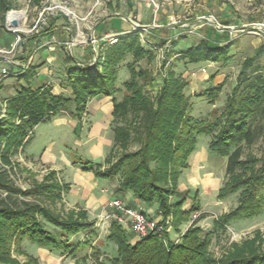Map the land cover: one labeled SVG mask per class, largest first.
Wrapping results in <instances>:
<instances>
[{"label":"trees","instance_id":"16d2710c","mask_svg":"<svg viewBox=\"0 0 264 264\" xmlns=\"http://www.w3.org/2000/svg\"><path fill=\"white\" fill-rule=\"evenodd\" d=\"M11 9L7 0H0L2 12ZM140 34L135 30L98 48L96 63L91 66L68 55L66 86L72 88V97L54 96L49 87L33 91L29 85L21 86L17 96L7 101L8 118L0 120V158L9 163L29 143L33 129L47 117L67 112L78 119L91 98L112 97L111 153L102 163L77 159L75 163L82 169L93 171L100 178L117 179V193L131 192L138 200L156 205L163 219L172 214L175 230L181 232V226L197 209H184L186 198H179V180L197 151L198 137L206 135L211 137L209 152L228 159V181L219 190L218 198L223 200L239 193L237 207L216 221V227L223 229L233 221L260 216L264 212V156L244 157L243 148L256 143L259 129L255 122L264 119V47L245 59L238 84L223 111L199 121L189 113L185 93L188 84L182 77L168 73L156 95L146 91L155 78L136 64L143 59L152 61L155 54L142 45ZM233 46V42L224 46L203 40L192 42L183 57L192 63H227ZM128 55L133 61L127 64L129 77L124 82L123 98L118 101L115 96L122 91L117 87L119 69ZM33 71L24 69L22 77ZM221 91L222 85L202 95L214 101ZM55 175L51 173L43 185L23 192L13 186L7 170H0V190L6 193L0 199V264H20L12 258V250L24 241L65 254L76 252L71 237L94 227L87 211L80 209L79 213L62 216L43 204L61 200L63 193L69 191V186H62ZM16 193L33 200H13ZM110 230L108 238L117 246V256L111 264H264L259 237L234 244L228 254L216 260L209 252L212 233L196 224L186 230L179 242L172 240L169 233L164 236L165 242L155 236L132 242L128 230L115 221Z\"/></svg>","mask_w":264,"mask_h":264},{"label":"rangeland","instance_id":"374dc122","mask_svg":"<svg viewBox=\"0 0 264 264\" xmlns=\"http://www.w3.org/2000/svg\"><path fill=\"white\" fill-rule=\"evenodd\" d=\"M7 1L12 9L5 13L0 10V66L3 62L17 60L18 55L9 47L12 42L19 43L18 45L15 44L17 51L22 41L36 38L44 33L50 36L54 35L56 31L52 32V29L58 26H55V22L64 15L76 18L81 23V28L79 34L77 31L78 35H73L76 40L71 39L62 47V58L68 55L75 57L76 49L91 50L94 45L99 46L100 44L101 46L98 48H102L105 47V44L112 43L107 37L113 35H107L100 41L97 39L98 34H96L98 23L107 16V12L100 8L97 14H95L96 12L89 13L93 5L96 7L103 2L105 5L106 0L99 2L97 0H83V6L79 10L80 14L77 13V15L74 14V0ZM157 3L160 6V11H163L162 25L174 26L178 30L158 33L160 39L154 44L150 42L151 40L148 41L146 36L140 34L142 45L146 49H151L155 54V59L152 61L143 59L136 64V67L147 70L155 78V82L147 86L146 91L151 96L156 95L163 85L164 78L168 76V73L173 72L176 77H182L188 84L185 93L189 99L190 115L199 121H207L211 119L213 112L221 113L223 111L228 97L231 96L232 90L238 84L241 67L245 59L254 55L260 47H264L263 30H261L263 27H259V31L251 28L224 30L218 27L217 20L214 21L211 18L212 14L217 18L214 13L217 8L213 4L209 8L203 0H157ZM13 13H21L22 22L20 23L18 20V28L12 29L7 26V20ZM65 22L68 23L67 26L73 27L68 21L65 20ZM20 24L21 28H19ZM103 29L100 27L98 32ZM143 31L146 32V30ZM226 31L231 32L226 33ZM57 36L56 40H58ZM94 39L96 42L92 43ZM202 40L221 43L220 46L233 42L234 46L229 54L231 60L227 63L224 61L192 63L188 58L183 57V52L188 45ZM30 48L29 52L31 53L36 49H32L31 46ZM30 61L31 59H28V64L24 66L26 70L29 68L34 70L29 76L16 80V77L11 74L5 75L7 78L4 79L3 85L0 87L1 97L11 96L15 90H20L21 86L32 85L35 87V85L43 82V78L37 77L36 74L38 73L37 69L40 71L44 63L32 67V61ZM132 61L133 57L128 55L120 66L117 87L122 91L115 96L118 101L123 98L124 82L129 77L127 64ZM92 62H95V56L91 62L87 63ZM69 64L65 62L60 66L62 77L66 75L64 80L65 91L53 90L51 86H47L52 95L72 97V88L66 86ZM221 85L222 91L219 92L214 101L202 95L206 90ZM42 87L40 88L42 89ZM1 101L2 99H0V120L5 119L8 115L6 105ZM112 113V97H95L88 101L86 110L80 116L81 118H72L67 112H60L47 117L33 129L28 137L30 138L29 143L24 146L19 154L11 157L9 163H5L0 158V170H7L13 186L23 192L32 187L43 185L51 173H56V180L62 186H66L67 181H70L68 173L64 174V170L57 172L53 169H72V167L79 166L74 162L79 158L93 160L91 152L100 139L111 142L113 147L114 117ZM255 125L259 129V138L252 147L244 146V157L251 155L262 158L264 156V119L256 120ZM210 140L211 137L206 135L198 137L197 151L189 160V168L183 171L179 180L178 191L181 193L179 198L181 201L186 198L183 205L184 209H197L192 211L189 221L181 226V232L175 230L172 214L164 219L146 217L149 221L154 220L158 224L171 226L170 238L178 242L182 240L186 230L192 224H196L204 232L212 233L209 252L216 260H221L228 254L234 244L241 245L246 240H254L257 237L262 241L264 249V212L253 219L233 221L223 229L217 228L215 225V222L223 215L237 207L239 193L232 194L223 200L218 198L219 190L228 181L226 171L228 159L209 152ZM131 148L132 150L136 149L134 145ZM111 150L107 143L101 154L107 158ZM115 158H117V154L113 160ZM95 160L97 162L102 161L99 158ZM192 163L199 165V170L196 173L191 170L193 169L190 166ZM76 168L79 169L80 167ZM102 181H106V185L112 183L111 187L117 185V179H102ZM66 194L63 193L61 200L45 201L43 204L62 216H67L71 212L79 213L78 209L66 204ZM5 197L6 193L0 190V199ZM12 198L18 201L33 200L19 193L14 194ZM120 215L116 210L109 212L107 221L104 217L94 220L92 229L71 237L70 240L74 244L76 252L65 254L24 241L18 247L13 248L12 258L20 264H111V260L117 256V246L108 237L112 223L115 221L121 224L116 218ZM104 221H106L105 224H103ZM123 227L132 232L130 228Z\"/></svg>","mask_w":264,"mask_h":264},{"label":"crops","instance_id":"0c3cea01","mask_svg":"<svg viewBox=\"0 0 264 264\" xmlns=\"http://www.w3.org/2000/svg\"><path fill=\"white\" fill-rule=\"evenodd\" d=\"M203 1L209 8H211L212 4L217 8V11H214L217 18L214 14H212V16L217 20L218 27L231 31L243 28L257 29L259 31V27H263L261 30H263L262 36L264 37V0ZM82 6L83 0H74L75 15H77V13L80 14L79 10ZM100 8L107 12V16L98 23L96 30V34H98L97 39L100 41L107 35L121 36L138 30L142 32V36H146L145 38L148 41L151 40L150 42L154 44L160 39L158 33H161L162 31L172 32L178 30V28L174 26L162 25L163 11H160V8L159 10H156L154 5L148 0H106L105 5L104 2L96 7L93 5L89 13L93 14L96 12L95 14H97ZM65 20L72 24L73 27H70V25L67 26L68 23L65 22ZM55 23V26H58L52 29V32L56 31L52 36L44 33L36 38L22 41L21 45L17 48V51L15 49V44L18 45L19 43L14 41L9 45V47L16 52L18 58L16 61L3 62L0 66V87L3 85L4 79L7 78L2 74L3 69H6L9 74L16 77V80H19L24 73L25 64H28V59H31L32 62H30L32 67L44 63V66L40 68V71L37 69L38 73L36 74L37 77L43 78V82L39 85H35V87L29 85L33 91H38L41 89V86H51L53 90L58 89L59 91H65L64 80L66 75L62 77L60 66L65 64L67 56H63V58L61 57V53H63L62 47L71 39L76 40L73 38V35L79 34L81 23L76 18L66 17L65 15L64 17L57 19ZM139 26L142 28L140 29ZM100 27H103L104 29L98 32ZM142 29L146 30V32L144 33ZM231 31H226V33ZM56 35H58V40H56ZM216 44L221 45V43L217 42ZM30 46L32 49L36 48L33 53L29 52L31 49ZM100 46V44L99 46L97 45V47ZM89 50L90 49H76L75 57L81 63L82 61L83 63L91 62L94 59V52L93 48L90 51ZM37 54L40 56H37ZM18 91L19 89L15 90L11 96H0V99H2L1 102H4V104L7 105V101L16 97ZM107 143L112 149L111 142L103 139L99 140L98 144L91 152L92 161L97 162L95 159L99 158V160L104 162L106 157H104L101 152ZM102 161L97 163H102ZM190 166H192L193 169L191 170L194 173L199 170L198 164L192 163ZM76 167L80 166L72 167V169L53 170L57 172L59 170H64V174L68 173L70 176V181H67L69 191L66 194L65 202L72 208L87 211L89 221L93 222L102 217L107 219L109 212L115 211L109 207V203L116 198L115 196L123 200L129 207L142 210L147 217L162 219L156 205H149L138 200L131 192L119 194L116 191L118 183L111 187L112 183L106 185V181H102L104 178L97 177L93 171L84 170L81 167L78 169ZM128 233L132 242L137 241V237H135L131 231L128 230Z\"/></svg>","mask_w":264,"mask_h":264},{"label":"built area","instance_id":"2783aa9c","mask_svg":"<svg viewBox=\"0 0 264 264\" xmlns=\"http://www.w3.org/2000/svg\"><path fill=\"white\" fill-rule=\"evenodd\" d=\"M100 0H97L99 2ZM151 3L154 5L156 10H159L160 6L157 3V0H150ZM214 21H216L215 17H211ZM119 35L116 36H108L111 40V44L115 43L117 41ZM96 40L94 39L92 43H95ZM97 46V45H94ZM2 74L5 76L8 73L6 69L2 70ZM109 207L119 212L121 215L116 217L122 226L128 227L132 230L134 235L138 237L139 239H145L150 236H155L159 239L165 240L164 236L167 233H171V226L164 225V224H158L156 221H149L148 218L145 216L142 210L135 209L132 207H129L123 200L119 198L113 199L109 203ZM107 221V219H106ZM104 221L103 224L106 223ZM101 227V225H100ZM103 229V228H102ZM165 242V241H164Z\"/></svg>","mask_w":264,"mask_h":264},{"label":"water","instance_id":"95a60500","mask_svg":"<svg viewBox=\"0 0 264 264\" xmlns=\"http://www.w3.org/2000/svg\"><path fill=\"white\" fill-rule=\"evenodd\" d=\"M7 26L9 28H18L19 26V22L17 19H11L10 21L7 20ZM139 28L141 29L142 27L139 26ZM143 30V29H142ZM93 52H94V56H95V62L97 60V57H98V47L97 46H93ZM95 62H92V63H88V64H85L86 66H91L93 65Z\"/></svg>","mask_w":264,"mask_h":264},{"label":"bare ground","instance_id":"6f19581e","mask_svg":"<svg viewBox=\"0 0 264 264\" xmlns=\"http://www.w3.org/2000/svg\"><path fill=\"white\" fill-rule=\"evenodd\" d=\"M11 19H17V20H19L20 23H21V22H22V14H21V13H13V14H11V15L9 16V21H10ZM19 28H21V24H20V27H19Z\"/></svg>","mask_w":264,"mask_h":264}]
</instances>
